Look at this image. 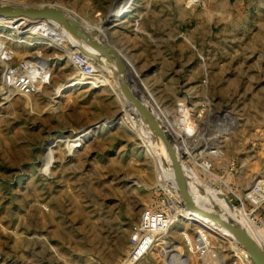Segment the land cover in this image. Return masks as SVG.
Wrapping results in <instances>:
<instances>
[{
	"label": "rangeland",
	"instance_id": "rangeland-1",
	"mask_svg": "<svg viewBox=\"0 0 264 264\" xmlns=\"http://www.w3.org/2000/svg\"><path fill=\"white\" fill-rule=\"evenodd\" d=\"M3 5L57 6L84 32L107 19L91 36L121 53L130 82L173 140L223 153L214 174L204 169L206 182L194 160L184 165L196 187L225 197L232 189L242 198L264 176V0H0ZM47 38L54 47L38 39L6 45L15 63L50 59L52 79L33 97L0 101V264H127L132 227L170 190L160 185L169 184L165 172L172 174L167 157L150 147L152 134L121 96L114 65L90 58L98 74L86 78L70 64L63 33L53 30ZM203 194L205 208H219ZM194 219L210 227L213 249L206 257L191 255L181 232L193 242L195 228L180 219L138 264L233 262L231 250L242 248Z\"/></svg>",
	"mask_w": 264,
	"mask_h": 264
},
{
	"label": "built area",
	"instance_id": "built-area-1",
	"mask_svg": "<svg viewBox=\"0 0 264 264\" xmlns=\"http://www.w3.org/2000/svg\"><path fill=\"white\" fill-rule=\"evenodd\" d=\"M0 19H3L2 25L6 33H0V42L5 44L4 46L0 45V67L2 69L0 101L2 104H8L14 98L33 97L40 93L44 86L51 81L52 70L50 59L40 56H28L15 63L13 53L9 52L6 47L7 41L25 44L29 43L28 39H38V41H43L40 44L51 48L54 46L45 43L48 40V35L53 30L55 32L61 31V29L46 20H29L25 18L13 20L1 17ZM37 43L39 42L30 45ZM69 51L68 60L77 71V74L85 77H95L98 74V70L89 56L77 49L70 48ZM202 115L203 111L198 117L201 118ZM181 117L183 118V114H181ZM174 142L182 165L191 166L190 161L194 160L196 166L202 172L199 173L200 179L204 177L203 181L205 182L204 169L206 168L209 173L214 174V161L224 156L218 147H200L195 150L185 142L177 141L181 144L180 146L177 145L176 140ZM231 169L234 170L233 167ZM193 190L195 191V188ZM230 205L239 211L240 219L246 224L244 229L264 251V176L256 177L252 185L245 190L242 198L231 189L230 195H227L226 199V206L230 207ZM220 212L224 213L222 210ZM195 216L196 214L188 212L180 195L169 190L162 199L155 202L153 206L146 208L141 213L139 221L132 227L129 237L130 253L126 263L138 264L154 248L161 246V238L166 236L173 224L180 219L188 221L195 228L193 242L186 230L181 232L191 255L198 259L206 257L213 249L211 236L208 229H206H210V227L194 219ZM200 225H204L206 228ZM239 247L242 248L241 252L231 250L235 260L230 264H254L249 253L240 245Z\"/></svg>",
	"mask_w": 264,
	"mask_h": 264
},
{
	"label": "water",
	"instance_id": "water-1",
	"mask_svg": "<svg viewBox=\"0 0 264 264\" xmlns=\"http://www.w3.org/2000/svg\"><path fill=\"white\" fill-rule=\"evenodd\" d=\"M0 17L6 19H29L46 20L57 25L67 37L68 44L72 49H77L86 56L93 58H104L112 62L116 67L117 82L126 103L135 108L145 125L148 126L151 133L163 145L172 169V179L177 187V193L184 201L188 212L196 214L213 221L228 234L241 247L246 250L254 264H264V251L259 244L250 236V234L238 223L229 219L220 212L219 208L212 205L213 211L198 205L195 201L193 189L195 185L191 183L184 166L182 165L176 144L168 131L164 128L162 121L158 117L154 108L138 94L135 85H132L128 76V70L121 53L107 40L95 39L90 32L81 30V25L75 19H69L68 13L56 6H42L29 9L12 7L9 5L0 6ZM135 88V89H134ZM167 169V167H166ZM170 176L167 172L164 178ZM232 207V205H230ZM201 227L206 228L204 225ZM208 231L210 230L209 228Z\"/></svg>",
	"mask_w": 264,
	"mask_h": 264
},
{
	"label": "bare ground",
	"instance_id": "bare-ground-1",
	"mask_svg": "<svg viewBox=\"0 0 264 264\" xmlns=\"http://www.w3.org/2000/svg\"><path fill=\"white\" fill-rule=\"evenodd\" d=\"M195 1V0H194ZM197 3V2H196ZM46 6H54V5H46ZM57 7V6H56ZM24 8H26V7H24ZM29 8H32V7H28V9ZM60 8V7H59ZM67 13V12H66ZM114 13V12H113ZM116 13H117V10H115V13H114V15H116ZM68 18L69 19H71L70 18V16L68 15ZM105 20H107V19H100L99 21H98V26L97 25H95V26H93V25H89L88 26V28H86L87 29V32H93L95 29H102V28H104V25L106 24V22H105ZM105 30L103 29V32H104ZM63 33V32H62ZM63 35H64V37L66 38V40H67V37L65 36V34L63 33ZM68 42V41H67ZM90 58H93V57H90ZM112 65H114L112 62H110ZM114 69H115V77H116V82H117V72H116V67H115V65H114ZM86 78H88V77H86ZM117 85H118V82H117ZM118 88H119V85H118ZM137 89V88H136ZM119 91H120V88H119ZM120 94H121V96L124 98V96L122 95V93H121V91H120ZM128 104V103H127ZM150 104V103H149ZM128 106H130L131 108H132V106L130 105V104H128ZM136 113H138L137 111H136V109L135 108H132ZM155 110V109H154ZM156 112V111H155ZM158 115V114H157ZM159 117V116H158ZM139 118H140V116H139ZM142 120V119H141ZM144 123V122H143ZM163 124V123H162ZM164 125V124H163ZM147 126V125H146ZM148 127V126H147ZM164 128L166 129V131H168V129H167V127L164 125ZM149 129V128H148ZM151 132V131H150ZM169 133V132H168ZM152 134V133H151ZM171 136V135H170ZM150 140H151V142L153 143L154 142V144H152L150 147L152 148V149H159L160 151H161V149L164 151V153H165V155H166V157H167V154H166V152H165V149H164V147H163V145L157 140V138L152 134V137H150ZM167 161H168V164H169V168H170V161H169V159H168V157H167ZM170 170H171V172H172V169L170 168ZM167 175H169L170 177L168 178V185L167 184H163L162 182H161V186H165L166 188L168 187V188H170V191H174V192H176L177 193V187H176V185H175V182H174V180L172 179V174L171 173H167ZM192 183V182H191ZM206 193V194H208V195H210V199H208V200H210V201H212V202H214L217 206H219V208H221V210L223 211V212H226L230 217H231V219L234 221V222H236V223H238V224H240L243 228H245L246 227V224L244 223V221H242L241 219H240V215L238 214V213H234V212H231V209H232V211L234 210V208L233 207H227L226 206V199H227V197H225L224 195H221L220 193H217V192H211V191H207V190H205L204 188H202L201 186H197V187H195V191L193 190V192L195 193L194 195H195V201H196V203L198 204V205H200V206H202V207H204L200 202H199V199L200 198H202L203 199V196H204V192ZM203 192V193H202ZM235 211V210H234ZM195 217H197V218H199V219H201V220H204V221H207V222H209V223H211V224H213V225H215L216 227H218V228H220L222 231H224L226 234H228V232L225 230V229H223V228H221L219 225H217V224H215L213 221H210L209 219H207V218H204V217H202V216H198V215H196ZM229 235V234H228ZM230 236V235H229ZM231 237V236H230ZM234 240V239H233ZM235 241V240H234ZM236 242V241H235ZM237 243V242H236ZM263 244V243H262Z\"/></svg>",
	"mask_w": 264,
	"mask_h": 264
},
{
	"label": "crops",
	"instance_id": "crops-1",
	"mask_svg": "<svg viewBox=\"0 0 264 264\" xmlns=\"http://www.w3.org/2000/svg\"><path fill=\"white\" fill-rule=\"evenodd\" d=\"M195 236V233H194V235H193V237Z\"/></svg>",
	"mask_w": 264,
	"mask_h": 264
}]
</instances>
